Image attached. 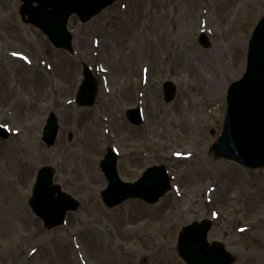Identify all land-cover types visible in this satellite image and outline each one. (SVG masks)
Here are the masks:
<instances>
[{
  "label": "rangeland",
  "instance_id": "obj_1",
  "mask_svg": "<svg viewBox=\"0 0 264 264\" xmlns=\"http://www.w3.org/2000/svg\"><path fill=\"white\" fill-rule=\"evenodd\" d=\"M220 1L117 0L86 23L71 16V55L21 20V0H0V124L10 131L0 140V264H185L178 234L203 219L212 221L208 242H221L233 264H264V170L208 157L264 0H232L225 13ZM84 64L99 83L92 107L75 102ZM167 80L177 90L169 103ZM137 106L144 121L136 127L126 110ZM51 112L60 130L48 147L42 128ZM108 147L121 180L134 182L163 164L171 190L154 205L131 199L106 208L99 162ZM135 151L143 157L131 156ZM172 152L194 159L178 164ZM45 166L81 203L53 228L28 206Z\"/></svg>",
  "mask_w": 264,
  "mask_h": 264
},
{
  "label": "water",
  "instance_id": "obj_2",
  "mask_svg": "<svg viewBox=\"0 0 264 264\" xmlns=\"http://www.w3.org/2000/svg\"><path fill=\"white\" fill-rule=\"evenodd\" d=\"M113 1L23 0L21 16H27L28 22L40 27L58 47L70 49V36L65 29L68 16L77 12L82 21H86ZM33 3L37 5L34 6ZM86 79H89L88 75ZM84 92L82 87L79 93L82 103ZM164 93L167 101L173 98L174 89L171 84L164 85ZM133 116H138V111H134ZM56 131L55 119L51 118L44 129V140L48 145L54 143ZM221 156L236 159L248 167L264 166V17L250 42L247 73L242 81L231 87L222 137L210 151L211 158ZM101 167L109 181L108 188L102 193L108 207L117 205L128 197H140L154 203L168 188L162 168L149 170L136 184H123L115 174L114 156L106 155ZM154 172H158V176ZM51 178L49 168L38 172L33 196L29 201L31 209L46 226L62 223L66 211L78 207L75 201L52 184ZM208 229L206 221L184 228L179 235L180 256L187 264H231V256L221 245L213 243L207 246Z\"/></svg>",
  "mask_w": 264,
  "mask_h": 264
},
{
  "label": "bare ground",
  "instance_id": "obj_3",
  "mask_svg": "<svg viewBox=\"0 0 264 264\" xmlns=\"http://www.w3.org/2000/svg\"><path fill=\"white\" fill-rule=\"evenodd\" d=\"M231 2H232V0H222V1H220L219 3V5L220 6H218V9H219V11H220V13H225L227 10H228V8H229V4H231ZM135 10H136V15H137V20H140V17H139V14H141V12L143 11V7H142V4H141V2H139L137 5H136V8H135ZM230 44V43H229ZM233 45H235V47H240L241 46V44H236V43H232ZM136 156H140V154L139 153H134ZM191 159V157H182V156H180V155H178L177 153H172L171 155H170V161H172V162H176V163H178V164H182L183 162H185V160H190ZM95 178H97L98 179V175H97V177L95 176ZM97 179H95V180H97ZM91 208H93V206H91ZM137 217V216H136ZM137 218H139V219H141L142 217H137ZM133 220H135V218H133ZM37 234L38 233H34V235L33 236H37Z\"/></svg>",
  "mask_w": 264,
  "mask_h": 264
}]
</instances>
